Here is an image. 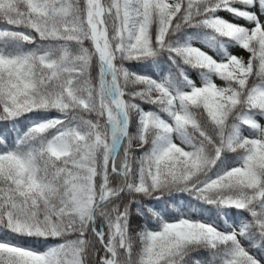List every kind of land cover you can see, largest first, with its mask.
<instances>
[{
    "label": "snow or ice",
    "instance_id": "snow-or-ice-1",
    "mask_svg": "<svg viewBox=\"0 0 264 264\" xmlns=\"http://www.w3.org/2000/svg\"><path fill=\"white\" fill-rule=\"evenodd\" d=\"M0 264H264V0H0Z\"/></svg>",
    "mask_w": 264,
    "mask_h": 264
},
{
    "label": "rangeland",
    "instance_id": "rangeland-1",
    "mask_svg": "<svg viewBox=\"0 0 264 264\" xmlns=\"http://www.w3.org/2000/svg\"><path fill=\"white\" fill-rule=\"evenodd\" d=\"M235 54L244 57L245 59L248 58V53L242 49H235Z\"/></svg>",
    "mask_w": 264,
    "mask_h": 264
},
{
    "label": "trees",
    "instance_id": "trees-1",
    "mask_svg": "<svg viewBox=\"0 0 264 264\" xmlns=\"http://www.w3.org/2000/svg\"><path fill=\"white\" fill-rule=\"evenodd\" d=\"M8 127L10 128V127H11V125H8ZM32 246H35V247H42V245H40V244H37V245H32Z\"/></svg>",
    "mask_w": 264,
    "mask_h": 264
}]
</instances>
